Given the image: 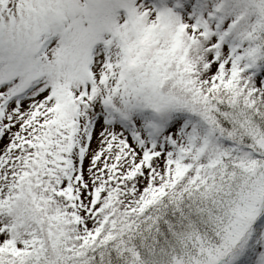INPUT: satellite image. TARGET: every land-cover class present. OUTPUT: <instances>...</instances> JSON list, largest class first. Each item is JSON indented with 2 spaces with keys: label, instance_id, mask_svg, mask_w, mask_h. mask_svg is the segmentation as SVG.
<instances>
[{
  "label": "snow or ice",
  "instance_id": "1",
  "mask_svg": "<svg viewBox=\"0 0 264 264\" xmlns=\"http://www.w3.org/2000/svg\"><path fill=\"white\" fill-rule=\"evenodd\" d=\"M0 264H264V0H0Z\"/></svg>",
  "mask_w": 264,
  "mask_h": 264
}]
</instances>
